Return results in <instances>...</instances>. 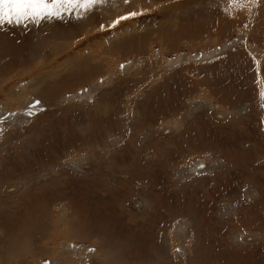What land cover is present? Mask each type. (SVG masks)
Instances as JSON below:
<instances>
[{
	"label": "rangeland",
	"instance_id": "1",
	"mask_svg": "<svg viewBox=\"0 0 264 264\" xmlns=\"http://www.w3.org/2000/svg\"><path fill=\"white\" fill-rule=\"evenodd\" d=\"M136 3L134 8L142 4L151 11L105 30L92 31L96 19L108 25L132 10L126 9L123 0H118V15L107 9L106 15L99 16L95 10L81 19L83 32L73 16L41 22L53 27L34 29L31 22L27 27H0V54L6 55H0V115L23 111L18 99L32 90H19L22 94L14 100L9 91L30 76L33 91L54 88L51 99L36 96L34 102L41 103L32 116L0 121V223L17 225L9 233L2 231L5 223L0 224V264L19 260L22 264H75L80 256L82 264H109V255L102 252L103 239L109 234L115 242L114 252L116 242L120 246L118 253H112L120 256L117 264H154L156 254L162 257L155 264H264V110L259 107L264 80L261 85L254 83L252 60L256 57L261 62L264 77V42H257L259 24H264L257 10L264 9V2L242 9L229 7L228 0ZM216 7L224 15L220 19L209 17L206 9ZM174 31L178 47L169 49L165 35ZM142 34L141 39H134ZM84 35H89L86 40ZM245 38L247 44L241 42ZM125 40L130 45L144 42L143 53L122 47ZM69 44L71 56L82 57L76 66L95 61L101 63L99 69L90 64L89 70H71L72 77L64 74L69 72ZM47 52L54 57H41ZM235 56L248 62H237L236 67L231 59ZM162 58L174 61L165 68ZM41 65L46 68L42 72ZM246 65L251 74H244L242 87L251 84L252 92L245 94L243 88L233 96L231 90L237 102L220 104L221 93L200 83L216 71L230 78L240 67L242 75ZM146 66L145 71L155 69L138 84L136 74ZM16 70L19 76L15 77ZM174 71L181 72L188 84L181 79L182 85L175 81L165 85L168 73ZM92 76L96 78L91 80ZM41 77L43 82L34 85ZM52 77L56 80L49 82ZM77 83H82L78 89L69 87ZM84 89L92 90L90 98L67 100ZM85 101V112L78 113L80 122L72 124L75 113L64 110ZM203 104L227 111L229 118L210 116ZM39 113L46 117L37 124L42 128L34 130L41 139H22L33 131L30 121ZM170 123L174 129L161 135L160 126ZM72 125L84 126L80 139ZM112 127L115 130L108 131ZM86 128L95 132L86 133ZM100 132L108 139L95 138ZM142 152L150 155L148 162L141 160ZM193 167L195 171L189 172ZM10 182L20 183L21 188L2 193V186ZM138 197L145 207L135 213L130 205ZM71 206L81 215L70 214ZM247 234L254 241L241 238ZM61 243H71L69 250H63Z\"/></svg>",
	"mask_w": 264,
	"mask_h": 264
},
{
	"label": "bare ground",
	"instance_id": "2",
	"mask_svg": "<svg viewBox=\"0 0 264 264\" xmlns=\"http://www.w3.org/2000/svg\"><path fill=\"white\" fill-rule=\"evenodd\" d=\"M125 8V7H124ZM112 10V9H111ZM110 11V10H109ZM194 15V14H193ZM237 15V14H236ZM262 16V15H261ZM218 20V19H217ZM87 21V20H86ZM234 21V20H233ZM223 22V21H222ZM224 23H227V22H224ZM88 24H90V22H88ZM238 26V25H237ZM253 26V25H252ZM258 27V26H257ZM256 27V28H257ZM260 27L262 28V30H260ZM253 28H254V26H253ZM2 31V30H1ZM224 31H226V28H225V30ZM245 31V30H244ZM253 31V30H252ZM168 32V31H167ZM249 32H250V30H249ZM248 32V33H249ZM257 32H258V37H257V42H260V44H261V42L263 43L264 42V24L262 23V24H259V29L257 30ZM195 33V32H194ZM212 33V32H211ZM220 33H222V30H220ZM253 33V32H252ZM255 33V32H254ZM251 34V33H250ZM249 34V35H250ZM144 34H142L140 37H135L134 39H141L142 38V36H143ZM178 34H175V31H174V33H166V37H165V41H166V43H168V47H169V49L170 48H177L178 47V44H177V38H176V36H177ZM255 35V34H254ZM211 36V35H210ZM244 36V35H243ZM134 37V36H133ZM145 37H146V35H145ZM221 37V36H220ZM251 38V37H250ZM50 42V41H49ZM125 43H123L122 44V47H124V46H127V50L129 51V50H131V49H133V50H138L139 52H141V53H143V51H144V42H140L139 43V45L138 44H134V43H132L131 45L129 44L130 42L129 41H124ZM1 44V43H0ZM147 44V43H146ZM33 45V44H32ZM149 45V44H148ZM146 46V45H145ZM164 46V45H163ZM38 47V46H37ZM41 47V46H40ZM5 48V47H4ZM33 48V47H32ZM46 48V47H45ZM44 49V48H43ZM48 49V48H47ZM7 50V49H6ZM5 50V51H6ZM32 50H34V49H32ZM32 50H30V51H32ZM132 50V51H133ZM47 51V50H46ZM0 52H2V51H0ZM29 52V51H28ZM6 54V53H5ZM1 56H2V54H0ZM205 55V54H204ZM207 55V54H206ZM210 55H212V54H210ZM3 56H5V58H6V55H3ZM3 56H2V58H3ZM35 57V56H34ZM184 57V56H183ZM209 57V56H208ZM178 58L179 57H177V58H175L174 60L176 61V60H178ZM185 58H187V59H191L192 57L191 56H185ZM196 59V58H195ZM231 59H233L232 61H233V65L234 66H236L237 65V62L239 63L238 65H241V64H243V63H245L244 61H247L246 60V58H244L243 57V60H241V56H235V58H231ZM1 60V59H0ZM39 60V59H38ZM174 60H170V61H166L165 59H163L162 58V63H163V66H166L165 68H167L169 65H171L172 63H173V61ZM229 61H231V60H229ZM232 61H231V64H232ZM248 62V61H247ZM3 63V62H2ZM1 64V63H0ZM149 65V64H148ZM4 66V65H3ZM7 66V65H6ZM100 67V65H94L93 66V69H99V67ZM103 66V65H102ZM126 66V65H125ZM247 66V65H246ZM237 67V66H236ZM249 67L250 66H247L245 69H244V71L246 72H242V75L240 74V67H239V69H238V71L236 72V71H233V74H232V76L230 77V78H227L226 76H224V74H223V77H220L219 75H218V72L216 71L215 73H213L212 74V76L211 77H203V78H201V80H200V83L201 84H204L206 87H211V88H213V89H217L218 90V92H220L221 93V98L219 99L220 100V104H224V103H232V102H234L233 100H237V99H233V98H231V90L233 91V96L235 95V94H237V92L239 91V90H241V89H243L244 88V90H246L247 89V91H246V93L245 94H251V88H250V86H251V84H248V87H242V85H244L243 83H244V80L247 78H245L244 77V74H251V72H250V69H249ZM147 68V66L146 67H144L143 69H142V71H141V74L140 73H138V74H136V78L138 77V80H137V83L138 84H142V83H144V81L146 80V78L147 77H149V74H151L152 72H151V69L152 70H154L155 68L154 67H150L148 70H146L145 71V69ZM5 69V68H4ZM7 69V68H6ZM10 69V68H9ZM242 69V68H241ZM243 70V69H242ZM263 70V69H262ZM15 71V70H14ZM17 71V70H16ZM22 71V73L24 72V69L23 70H21ZM209 71H211V70H209ZM18 72V71H17ZM4 73V75H6L5 73H7V71H4L3 72ZM10 73V72H9ZM68 73V75H69V77H72V75H71V73H70V71L69 72H67L66 71V73H64V74H67ZM149 73V74H148ZM264 73V72H263ZM46 74V73H45ZM7 75H8V73H7ZM11 75V74H10ZM16 75L17 76H19V72H18V74L16 73V74H13V76H15L16 77ZM152 75V74H151ZM166 75V74H165ZM238 75H241L240 77L238 76ZM254 76V75H253ZM14 77V78H15ZM42 78L43 77H41V79L39 78H37L38 80H37V82H35V84L34 85H36V84H40V83H42L43 81H40V80H42ZM47 78V74H46V76L43 78V80H45ZM76 79V78H75ZM148 79V78H147ZM166 82H165V85H168V84H170L172 81H175V83H179V84H181L182 85V83H180V80L182 79V80H184V84H188V82H187V80H186V77L184 78L183 76H182V74H181V72H179V71H174L173 73H168V77H166ZM250 79H252L251 77H250ZM3 80V79H2ZM1 81V80H0ZM40 81V82H39ZM246 81V80H245ZM19 82H20V80H19ZM104 82H105V80H104ZM4 82H2V84H3ZM137 83H136V85H137ZM17 84H19L18 85V87L17 88H15V89H13V90H11V91H9V94H10V97H11V99L12 100H14L15 98H18L19 97V95H21L22 93H21V91H19V90H21V89H27V90H32V92H30V93H26L25 94V96L24 97H22V99H18V101H20L21 102V105H22V108H27V105L29 104V103H31V102H34V100L37 98L36 96H39L40 98H45V99H51L52 97H53V92H54V88H50L49 90H47V89H44L43 90V92L44 93H42L41 92V90H35V91H33V76H30L29 77V79L27 80V81H25V82H23V83H17ZM78 84V83H77ZM178 84V85H179ZM261 84H263V82H261L260 83V85ZM134 85V84H133ZM190 85V84H189ZM0 86H1V83H0ZM2 86H5L4 84L2 85ZM132 86V85H131ZM246 86V85H245ZM13 87V86H12ZM32 87V88H31ZM6 88V87H5ZM147 89H148V87H147ZM192 89V88H191ZM60 90V89H59ZM186 90V89H185ZM194 91V90H193ZM61 92V91H60ZM91 92V90L89 91H87L86 93H85V91H81V92H79L78 94H73L72 96H70V97H68V101L71 103V102H73L75 99H87L88 98V93H90ZM188 92V91H187ZM245 92V91H244ZM85 93V94H84ZM200 94V93H199ZM202 94V93H201ZM5 95V94H4ZM7 95H8V93H7ZM210 95H212V96H214V97H217L216 96V94L214 93V92H211L210 93ZM5 97H6V95H5ZM204 97V96H203ZM242 97H244V96H242ZM207 98V97H206ZM209 98V97H208ZM146 99V98H145ZM212 99H213V97H212ZM215 99H217V98H215ZM218 100V101H219ZM80 101V100H79ZM48 102V101H47ZM61 102H63V101H61ZM237 102V101H236ZM204 103V102H203ZM20 105V104H19ZM225 105V104H224ZM203 106L204 107H206L207 109H206V112L210 115V114H212L213 116H214V118H219V119H228L229 118V116H228V112L227 111H224L223 109H221V108H215V107H213V106H209V108H208V106H207V104H203ZM5 107V106H4ZM4 107H2L3 109H4ZM20 107V106H19ZM7 108V107H6ZM144 108H146V107H144ZM171 108V107H170ZM20 110V109H19ZM16 111V110H15ZM14 111V112H15ZM143 111V110H142ZM177 111V110H176ZM144 113V112H143ZM211 116V115H210ZM218 116V117H217ZM15 120H19V119H15ZM14 119L13 120H11V121H15ZM22 121V120H21ZM226 121V120H225ZM13 124V123H12ZM19 124V123H18ZM1 128V127H0ZM174 129V126H172L171 125V123L170 124H168V125H164V126H160V128H159V130H163V132H162V134L161 135H164V134H166V133H170L172 130ZM155 132V131H154ZM156 132H157V130H156ZM95 136V135H94ZM97 137V136H96ZM229 138V137H228ZM85 142V141H84ZM88 142H86V144H87ZM81 145H83V144H81ZM88 145H89V143H88ZM78 148V147H77ZM79 149V148H78ZM90 150V149H89ZM59 151V150H58ZM98 152V151H97ZM97 152H96V154H97ZM224 152V151H223ZM92 153H94V152H92ZM110 153H112V152H110ZM149 153V152H148ZM95 154V153H94ZM95 154V155H96ZM100 154V153H99ZM108 154V153H107ZM142 155H140V157H141V160L142 161H145V162H148V159H149V154H146L145 152L143 153H141ZM86 158V157H85ZM151 159V158H150ZM4 161H5V159H4ZM74 164H76V163H74ZM86 164V163H85ZM10 166H13L12 164L10 165ZM9 166V167H10ZM15 166V165H14ZM197 166V165H196ZM93 167V166H92ZM8 168V167H7ZM11 168V167H10ZM91 168V167H90ZM194 168V167H193ZM81 169V168H80ZM4 170V169H3ZM8 170V169H7ZM12 170V169H11ZM82 170V169H81ZM14 171V170H13ZM12 171V172H13ZM195 171V168L194 169H190L189 170V172H194ZM188 172V171H187ZM9 174V173H8ZM9 176H10V174H9ZM12 176H14V174H12ZM3 187V189H2V193H13V192H16V191H18L20 188H21V184L20 183H16V182H10L9 184H7V185H5V186H2ZM4 205V204H3ZM25 205V204H24ZM84 205V204H83ZM111 205V204H110ZM110 205H107V206H110ZM72 208V213H70V214H72V215H74V216H79V215H81V211H79L75 206H71ZM82 207H84V206H82ZM145 207V204H144V202H143V200L141 199V198H135L132 202H131V205H130V208H131V210H133L135 213H137V212H140V211H142L143 210V208ZM96 209V208H95ZM109 209V208H108ZM92 210V209H91ZM100 210V209H99ZM122 210V209H121ZM210 210V209H209ZM101 211V210H100ZM3 212V211H2ZM96 212V211H95ZM104 213V212H103ZM106 213V212H105ZM114 213H115V211H114ZM54 214V213H53ZM112 214H113V212H112ZM154 214V213H153ZM204 214V213H203ZM210 214V213H209ZM47 215V214H46ZM99 215V214H98ZM97 215V216H98ZM114 216V215H113ZM68 217V216H67ZM93 217V216H92ZM115 217H116V215H115ZM124 217V216H123ZM49 218V217H48ZM67 219V218H66ZM72 219V218H71ZM113 219V218H112ZM240 219V218H239ZM239 219H237V220H239ZM9 220V219H8ZM95 220V219H94ZM10 221V220H9ZM49 222H51V221H49ZM3 223H5L4 224V226H3V230L2 231H4V232H9L11 229H13V228H17V225H14V222H10V224L8 223V222H3ZM3 223H0V224H3ZM25 223V222H24ZM30 223H31V221H30ZM181 223V222H180ZM22 224V223H21ZM83 224V223H82ZM182 224V223H181ZM30 225V224H29ZM54 227H56V226H54ZM71 227V226H70ZM132 227V226H131ZM139 227V226H138ZM184 227V226H183ZM100 228V227H99ZM106 229H107V227H106ZM105 229V230H106ZM100 230V229H99ZM103 230V229H102ZM245 230V229H244ZM97 231V230H96ZM107 231V230H106ZM123 231V230H122ZM99 232H101V230L99 231ZM111 232V231H110ZM10 233V232H9ZM88 233H89V231H88ZM93 233H94V231H93ZM106 232H104V236L106 235L105 234ZM131 233V232H130ZM110 235V234H109ZM109 235H107L104 239H103V242H102V252L105 254V256H107V255H109L108 256V262L107 263H109V264H117V261H116V259L118 258V257H120L118 254V256H117V258L115 257V256H112V253L114 252V250H115V242L114 243H112L113 242V239H112V237H109ZM249 234H247V235H243L241 238L243 239L244 238V240L245 241H247V242H251L253 239H252V237L253 236H248ZM251 235V234H250ZM12 236H13V234H12ZM18 236V235H17ZM63 236V235H62ZM98 236V235H97ZM115 236V235H114ZM245 236H248V238L247 239H245ZM58 237V236H57ZM60 237H61V235H60ZM100 237V236H99ZM103 237V236H102ZM125 237V236H124ZM94 238V237H93ZM13 239V238H12ZM53 241V240H52ZM254 241V240H253ZM12 245H13V243H12V241L10 242ZM46 243V242H45ZM131 243V242H130ZM17 245L18 243H14V245ZM55 244V243H54ZM60 244V243H59ZM99 244V243H98ZM189 244V243H188ZM187 244V245H188ZM61 247H62V249L64 250V249H66V248H68V250H69V247L68 246H70L71 245V243H61ZM119 245V243H117L116 242V246H117V248H116V251H117V253L120 251V246H118ZM190 245V244H189ZM78 245H75V247H73L74 248V250H76V249H78V247H77ZM56 247V246H55ZM55 247H54V249H55ZM11 248H12V246H11ZM58 248V247H57ZM21 250V249H20ZM47 251H50V248H47L46 249ZM161 250V249H160ZM167 250V249H166ZM28 251V250H27ZM66 251V250H65ZM115 251V252H116ZM124 251V250H123ZM23 252V251H22ZM114 252V254H116ZM74 253H76L75 251H74ZM53 254V253H52ZM107 254V255H106ZM163 254V253H162ZM121 255V254H120ZM125 255H127V254H125ZM146 255H147V253H146ZM165 255V254H164ZM236 255V254H235ZM32 256L33 255H30L29 257H28V259H27V262L29 263V262H31L32 261ZM153 257V256H152ZM162 257V256H161ZM161 257L160 256H158L157 254H156V257L153 259V262H154V264L155 263H157L159 260H160V262H161ZM167 257V256H166ZM186 257V256H185ZM104 258H106V257H104ZM5 259V258H4ZM82 260H83V258H82V256H80L77 260H75V264H82ZM118 260V259H117ZM167 260V259H166ZM121 261H124V260H121ZM164 261V260H163ZM162 261V262H163ZM24 262V261H23ZM26 263V262H25ZM97 263V262H96ZM164 263H165V261H164ZM17 264H22V261H18V263ZM93 264H95V263H93ZM119 264V263H118ZM124 264V263H123ZM159 264V263H158ZM163 264V263H162Z\"/></svg>",
	"mask_w": 264,
	"mask_h": 264
},
{
	"label": "snow or ice",
	"instance_id": "3",
	"mask_svg": "<svg viewBox=\"0 0 264 264\" xmlns=\"http://www.w3.org/2000/svg\"><path fill=\"white\" fill-rule=\"evenodd\" d=\"M144 3H151L152 0H143ZM167 2L175 3L176 0H167ZM264 0H228L229 7L244 8L248 5L259 6ZM109 3L115 4V0H0V27L5 24L17 25L27 27L28 23L39 24L46 20H63L66 16H73L75 19L80 20L93 13L99 6L107 5ZM123 4L131 7L133 0H123ZM159 7V5H157ZM151 11L149 8H144L141 4L139 8H132V10L126 11L123 14L118 15L110 24H100V30L106 28H114L121 21L129 20L138 16L144 15L146 12ZM225 14H229L225 9ZM244 28H248V24L243 25ZM247 44L249 41L247 38L241 41ZM255 64L256 79L254 83L260 85L264 77L261 76V62L252 57ZM123 67V65H121ZM103 83V80L100 81ZM83 91H88L84 89ZM259 98L261 103L259 105L261 110H264V88L259 89ZM40 101L36 100L34 103H29L25 112L26 116H32L35 108L40 105ZM15 112L9 113V117L17 116ZM8 117L0 115V121H6ZM264 123V121H262ZM3 130L0 129V132ZM191 167V165L189 166ZM199 167L203 168L201 164ZM75 247V245H73ZM95 249H89V252H94ZM179 251V249H177ZM44 264H50L45 261Z\"/></svg>",
	"mask_w": 264,
	"mask_h": 264
},
{
	"label": "crops",
	"instance_id": "4",
	"mask_svg": "<svg viewBox=\"0 0 264 264\" xmlns=\"http://www.w3.org/2000/svg\"><path fill=\"white\" fill-rule=\"evenodd\" d=\"M136 1L137 0H133V4L131 5V7H127L126 9H132V8H134V4H136L137 5V7H138V4L136 3ZM107 9H112V10H114L115 11V13H116V15H118V12H117V10H118V0H115V4H113V3H109V4H107V5H101V6H99L97 9H96V11L99 13L98 15L100 16L102 13H103V15H106L107 13H108V11L109 10H107ZM125 9V10H126ZM207 10H208V12H209V17H211V16H216L217 15V18H219V15H221V14H218V11H220V10H218V8L216 7V9L215 8H206ZM107 10V11H106ZM257 12L259 13V15H262V16H264V9L263 10H257ZM113 12H110L109 14H112ZM214 13V14H213ZM222 17L224 16V15H221ZM117 17V16H116ZM197 19H198V17H197ZM220 19V18H219ZM97 20V23H95L94 24V27H93V30L92 31H97V30H99L100 29V24H105V22L102 20V21H98V19H96ZM112 22V21H111ZM110 22V23H111ZM200 22V21H199ZM75 23L77 24V28H80V31L81 32H83V28L81 27L82 26V24H81V19L80 20H76L75 21ZM106 25V24H105ZM54 25H49V26H45L44 24H42V23H39V24H33V28L34 29H36V28H39V27H53ZM212 26H214L215 27V25H212ZM96 28V29H95ZM62 29V28H61ZM216 29V28H215ZM63 30V29H62ZM68 33V32H67ZM67 35H69V41L71 42V37H70V33H68ZM89 35H84V40H86V38L88 37ZM70 45L71 44H69V46H68V51L70 50ZM41 57H47V58H49V59H52L53 57H54V54H53V52H47V54H45V55H43V56H41ZM69 60H68V62L70 63V64H67L66 63V66L68 67V69H69V71H71V70H74L76 67L78 68V69H80V70H89L90 69V64H92V65H98V64H101V63H95V61H90V62H85L84 64H82V65H80V66H76V64H77V60H79V59H81L82 57H73V56H71V54H70V51H69ZM67 57V58H68ZM92 57L90 56V59H91ZM71 64H74L75 66H71ZM40 69H39V71L40 72H42L41 70H45L46 68L43 66V65H41L40 67H39ZM91 78V80H93L94 78H96V76H92V77H90ZM56 80V77H52V78H50V79H48V81L49 82H51V81H55ZM82 83H78V84H75V85H72V86H69L71 89H74V90H76V89H78L79 88V86L81 85ZM82 86H84V85H82ZM90 91V90H89ZM86 93V92H85ZM92 96V90H91V92L90 93H88V98H90ZM43 99H45V98H43ZM46 100V99H45ZM31 103H34V102H31ZM84 103H86V101L85 102H82V103H72V104H70V107H69V109H66V110H64L66 113H75V116H73L72 118H73V123L72 124H76V123H78V122H80V117H79V115H78V113H80V112H85V111H83V106H84ZM100 106H102V104H99ZM45 107H43V109H44ZM37 109V107L35 108V110ZM23 111V113L25 112V110H26V108H23L22 109ZM86 110V109H85ZM1 112H3V110L2 111H0V113ZM22 112H20V113H18V115L17 116H12V117H9V114H5L6 116L5 117H8V119H10V120H13L14 119V117H15V119H20V117H25L26 115H24ZM89 112H90V110H89ZM10 113H12V112H10ZM22 113V114H21ZM43 113V112H42ZM21 114V115H20ZM55 115H57L56 116V120L57 121H59V114L57 113V112H55ZM104 118V117H103ZM7 119V120H8ZM46 119V117H45V115L43 114H38V115H36V116H34L33 117V120L32 121H30L31 123H33L34 122V124H33V126H34V129H33V131L32 130H30L28 133H26L24 136H23V138L22 139H33V136H34V139H41V136L40 135H34V130L37 128V127H41L42 128V126H37V124L38 125H41L39 122L40 121H43V120H45ZM104 119H106V118H104ZM68 122H69V117H68ZM36 123V124H35ZM69 124H70V122H69ZM59 127H60V125H59V122L58 123H56V129H57V131H58V129H59ZM20 128H21V126H20ZM14 129V128H13ZM76 130V132H77V137H76V139H80V135H81V130L82 129H84V126L83 127H81V128H75L73 125L71 126V130ZM111 129H113V127L112 128H110L108 131H110ZM74 130V131H75ZM94 129H92V128H86L85 129V132L86 133H90V132H92ZM113 130H115V128L113 129ZM66 132V131H65ZM93 132H95V131H93ZM12 133H14L13 132V130H12ZM11 136V135H10ZM11 137H13V136H11ZM98 137H105V139H108V135L106 134V136H105V133L104 132H100L99 134H98V136L97 137H95V138H98ZM13 139H14V137H13ZM88 139H91V138H88ZM110 139H112V138H110ZM114 139H117V138H115L114 137ZM238 238V237H237Z\"/></svg>",
	"mask_w": 264,
	"mask_h": 264
}]
</instances>
